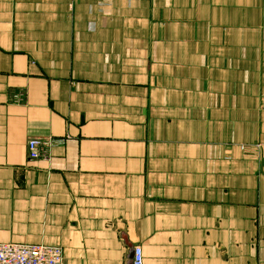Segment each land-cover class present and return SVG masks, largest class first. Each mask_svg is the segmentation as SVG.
Wrapping results in <instances>:
<instances>
[{
    "label": "crops",
    "instance_id": "0c3cea01",
    "mask_svg": "<svg viewBox=\"0 0 264 264\" xmlns=\"http://www.w3.org/2000/svg\"><path fill=\"white\" fill-rule=\"evenodd\" d=\"M0 242L264 264V0H0Z\"/></svg>",
    "mask_w": 264,
    "mask_h": 264
},
{
    "label": "built area",
    "instance_id": "2783aa9c",
    "mask_svg": "<svg viewBox=\"0 0 264 264\" xmlns=\"http://www.w3.org/2000/svg\"><path fill=\"white\" fill-rule=\"evenodd\" d=\"M104 5L114 0H102ZM61 143L60 140L32 139L28 142V156L31 160L45 156L44 148ZM0 264H67L63 249L57 245L23 244L0 242ZM132 264H145L142 247H135Z\"/></svg>",
    "mask_w": 264,
    "mask_h": 264
}]
</instances>
